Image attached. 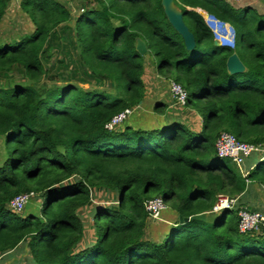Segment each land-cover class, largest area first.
Returning <instances> with one entry per match:
<instances>
[{"label":"trees","instance_id":"trees-1","mask_svg":"<svg viewBox=\"0 0 264 264\" xmlns=\"http://www.w3.org/2000/svg\"><path fill=\"white\" fill-rule=\"evenodd\" d=\"M175 3L195 35L192 52L162 0H87L76 17L65 0H0V78H7L0 79V256L23 245L27 264H264V229L243 234L236 210L208 219L219 194L243 198L252 187L264 189V159L244 176L216 147L224 132L264 146V13L225 0ZM198 8L232 25L236 49L214 45ZM16 12L27 32L3 39L1 26ZM59 28L77 56L67 79L111 90L50 74L47 56ZM137 39L149 58L136 50ZM234 53L245 73L229 74ZM152 57L159 76L185 88V108L202 118L199 130L181 120L162 124V102L154 107L158 125L135 124ZM17 68L21 81L9 77ZM127 109L135 110L132 119L107 130ZM95 192L115 194V204L93 206ZM30 193L41 201L40 214L13 212L11 201ZM154 198L175 215L171 225L160 224L166 237L159 242L146 238V203ZM91 206L95 233L86 241L81 213ZM202 213L207 221L179 222Z\"/></svg>","mask_w":264,"mask_h":264},{"label":"rangeland","instance_id":"rangeland-1","mask_svg":"<svg viewBox=\"0 0 264 264\" xmlns=\"http://www.w3.org/2000/svg\"><path fill=\"white\" fill-rule=\"evenodd\" d=\"M68 4V8H70L72 10V13L75 14V17L77 16L78 12H82V7L83 5H85L87 0H65ZM16 3H18V0H16ZM240 5V3L237 4V7ZM263 10V8L260 10V13H262L261 11ZM15 13H9L7 16V21L6 23L1 26V30H2V38L3 39H16L18 38L20 35H25L26 34V19L24 16L20 15H14ZM61 28V27H60ZM58 29V36L55 38V41L53 42V45L49 46L50 52L49 55L47 56V59H49V64L48 66H50V74L52 76H57L58 77V81H63V80H69V82L72 83H78L80 84L82 87L86 88V89H90L93 88L94 86H98L96 85L94 82H90L87 84H83V80L79 79L77 77H73V79H67V76L72 75V71L74 68V71L76 70V67L70 64V61H73L75 56H76V50L75 48L72 49L71 47V43H69L67 41L66 38H63V35L65 34V32L61 31V29ZM72 32V31H71ZM67 34V32H66ZM70 35V34H69ZM69 44V46H68ZM64 46V47H63ZM62 49H68L70 51H73V54L70 52L69 54H65L62 53ZM72 54V56H74L71 60L70 59H61L63 56H68L70 58V55ZM244 53H242L243 55ZM74 63H76L74 61ZM157 64L156 59H154L153 57L148 59V62L146 64V68H149L150 66H155ZM9 77L10 78H14V80L16 81H21L24 78V72L23 70L17 68L15 70L9 71ZM81 76V75H80ZM1 81H3V79H7L6 75L5 76H1ZM11 80V79H9ZM98 87H102V88H106L108 90L112 89V86L110 85H102V86H98ZM261 158V154H253L251 157H249L246 160L245 165L247 167H251L252 165L255 166ZM228 165L232 168H236L235 164L230 160L227 159L226 160ZM94 205H99V207H103V206H109L112 204H115L116 202V196L114 195H109L106 196L104 193H94ZM115 200V202H113ZM92 208V206L88 209L83 211L81 214L84 213V220L88 223L87 225V231H86V241L92 240L94 238V220H93V214H90V209ZM40 209H41V201L38 198H34L31 199L30 202L28 203V205L26 206L25 210L20 214L21 216H30V215H35L38 216L40 214ZM233 215L236 216L237 215V211L233 212ZM221 214L218 215H211L208 217L209 221L211 223H214L215 221L220 219ZM161 223H154L153 221L149 220L148 223V228L146 230V238L150 239V240H156L157 242L162 241L164 237V235H166L164 232H162L161 230L164 228V225H160ZM149 225H152L151 228H149ZM156 225H158V227L156 228ZM160 228V230H159ZM159 230V231H158ZM30 258V252L29 249L26 247H24L23 245L18 249V250H14L11 251L9 253L3 254L0 256V264H27L28 260Z\"/></svg>","mask_w":264,"mask_h":264},{"label":"built area","instance_id":"built-area-1","mask_svg":"<svg viewBox=\"0 0 264 264\" xmlns=\"http://www.w3.org/2000/svg\"><path fill=\"white\" fill-rule=\"evenodd\" d=\"M227 3L236 6L243 0H225ZM195 11L202 16L206 26L211 30L216 41H218L221 46L230 47L232 49L237 48V33L231 24L225 22L218 17L205 12L204 10L198 8ZM213 18L217 23L221 25H229L233 28V44L230 45L222 40L215 29L211 26L208 18ZM171 94L175 102L181 106H187L188 95L185 88L177 82H171ZM133 113V110L127 109L124 112L116 115L107 125L106 129L109 131H114L121 124H123ZM217 153L220 158L230 159L238 168L244 176L249 174V171L245 170L246 160L253 154H261L260 160L264 159V146L248 144L239 141L235 135L231 133L224 132L218 138L216 143ZM36 195L34 193L21 194L14 198L10 203V208L15 213H22L31 199H34ZM239 198L229 197L225 194H219L217 196V202L211 213L219 214L225 210H236L237 217L239 219V229L243 234L251 232H261L264 229V213L260 211H252L247 207L239 205ZM168 208V205L162 198H154L146 203V210L149 216L153 220L161 219L162 213Z\"/></svg>","mask_w":264,"mask_h":264},{"label":"crops","instance_id":"crops-1","mask_svg":"<svg viewBox=\"0 0 264 264\" xmlns=\"http://www.w3.org/2000/svg\"><path fill=\"white\" fill-rule=\"evenodd\" d=\"M235 7H237V5ZM237 8H252L257 10L258 12H260V10L263 8L261 12L264 13V0H243ZM16 15L19 16L17 12ZM71 47L73 49V45H71ZM71 53L73 54V51H71ZM72 54L70 55V60L74 57L72 56ZM76 57L77 56H75L74 60L71 61L72 66L75 65L74 61ZM155 67L156 65L150 66L149 68H145L143 80L146 85V98L143 104L138 107L139 109H137L139 110V112L136 113L137 115L134 118L135 124L140 125L141 123H145L148 125H158L160 123V114L158 115V113L154 111V107L157 103L162 102L167 106L164 115H161L163 119H166L165 122L162 124L181 120L186 122L190 128L199 130L202 127L201 116L198 114L197 111L189 108L186 109V106H181L175 102L171 94V82L173 80L159 76L156 73ZM134 111L135 110H133V113ZM130 119H132V116L130 117ZM244 167L245 170L249 172L254 168L253 165L251 167H247L245 165ZM239 205L247 207L249 210L252 211H260L264 213V189L256 186L252 187L246 194H244L243 198L242 196H240ZM212 214L218 215L216 213ZM174 218L175 215H173L168 206V208L162 213L161 219L153 220L150 218L149 220L158 224L165 223L166 225H171L175 220ZM151 227L152 225H149V228Z\"/></svg>","mask_w":264,"mask_h":264},{"label":"water","instance_id":"water-1","mask_svg":"<svg viewBox=\"0 0 264 264\" xmlns=\"http://www.w3.org/2000/svg\"><path fill=\"white\" fill-rule=\"evenodd\" d=\"M162 6L165 15L174 28V30L183 38L187 51L192 52L197 46L194 33L190 30L184 21V13L179 6L176 5L175 0H162ZM214 45L220 47L221 44L215 40ZM136 50L140 55L149 58V49L147 44L142 39H137ZM227 70L231 75L242 74L247 71V68L240 56L237 53L231 55L227 61ZM190 221H207V214L202 213L193 215L188 218L180 217L179 222L181 224L188 223Z\"/></svg>","mask_w":264,"mask_h":264},{"label":"bare ground","instance_id":"bare-ground-1","mask_svg":"<svg viewBox=\"0 0 264 264\" xmlns=\"http://www.w3.org/2000/svg\"><path fill=\"white\" fill-rule=\"evenodd\" d=\"M209 23L211 26L215 29L216 33L218 36L224 40L226 43L232 45L233 44V36H234V31L233 28L229 25H221L217 23L213 18L209 17L208 18Z\"/></svg>","mask_w":264,"mask_h":264}]
</instances>
